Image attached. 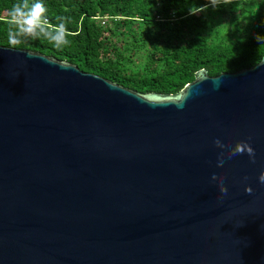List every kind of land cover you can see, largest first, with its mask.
Returning <instances> with one entry per match:
<instances>
[{
  "label": "water",
  "instance_id": "1",
  "mask_svg": "<svg viewBox=\"0 0 264 264\" xmlns=\"http://www.w3.org/2000/svg\"><path fill=\"white\" fill-rule=\"evenodd\" d=\"M262 172L264 54L160 92L0 45V264H264Z\"/></svg>",
  "mask_w": 264,
  "mask_h": 264
},
{
  "label": "trees",
  "instance_id": "2",
  "mask_svg": "<svg viewBox=\"0 0 264 264\" xmlns=\"http://www.w3.org/2000/svg\"><path fill=\"white\" fill-rule=\"evenodd\" d=\"M18 2L0 0V45L51 54L138 91L175 92L200 67L230 72L264 54V0H43L49 22L69 32L62 47L43 37L10 41ZM193 5L205 10L191 15ZM105 14L101 25L96 15Z\"/></svg>",
  "mask_w": 264,
  "mask_h": 264
},
{
  "label": "clouds",
  "instance_id": "3",
  "mask_svg": "<svg viewBox=\"0 0 264 264\" xmlns=\"http://www.w3.org/2000/svg\"><path fill=\"white\" fill-rule=\"evenodd\" d=\"M223 2V0H214V6ZM204 7H198L193 5L189 8V13L195 15L200 11H204ZM47 9L43 4V0H19L9 10V24L13 26L9 33L10 41L15 44L19 43V37L21 36H34L43 37L53 43L57 47L67 46L70 41L67 39L69 32L66 25L61 22L55 27L50 28L49 21L46 15ZM30 54V53H29ZM31 55V54H30ZM61 67H67L66 65H60ZM182 107V105H180ZM214 144L221 149L227 148V152H221L217 156V166L222 167L225 162V156L229 159L237 154L247 153L250 160L255 162L254 149L246 141L237 142L234 146L225 144L220 139L214 140ZM212 180H216L220 183V192L224 195L227 194V188L223 186V178L217 177L213 173ZM259 181L264 183V172L258 177ZM245 191L251 192L250 188H246Z\"/></svg>",
  "mask_w": 264,
  "mask_h": 264
},
{
  "label": "built area",
  "instance_id": "4",
  "mask_svg": "<svg viewBox=\"0 0 264 264\" xmlns=\"http://www.w3.org/2000/svg\"><path fill=\"white\" fill-rule=\"evenodd\" d=\"M96 17L99 19V23L101 25H105V23L107 22L108 18L111 17V15H96ZM49 21V20H48ZM50 28L54 27L50 22H49Z\"/></svg>",
  "mask_w": 264,
  "mask_h": 264
}]
</instances>
